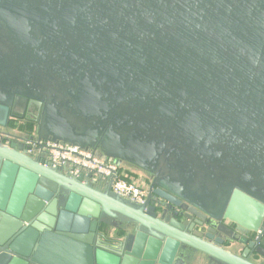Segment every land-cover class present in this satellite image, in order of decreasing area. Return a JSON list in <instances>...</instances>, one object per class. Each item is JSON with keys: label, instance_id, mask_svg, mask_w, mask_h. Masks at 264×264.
Returning a JSON list of instances; mask_svg holds the SVG:
<instances>
[{"label": "water", "instance_id": "95a60500", "mask_svg": "<svg viewBox=\"0 0 264 264\" xmlns=\"http://www.w3.org/2000/svg\"><path fill=\"white\" fill-rule=\"evenodd\" d=\"M0 264H264V0H0Z\"/></svg>", "mask_w": 264, "mask_h": 264}, {"label": "built area", "instance_id": "2783aa9c", "mask_svg": "<svg viewBox=\"0 0 264 264\" xmlns=\"http://www.w3.org/2000/svg\"><path fill=\"white\" fill-rule=\"evenodd\" d=\"M46 145L49 147L47 162L52 167L65 165L71 175H77L80 170H84L94 173L95 178L98 175L102 178L112 177V192L136 204H142L146 200L147 184L141 186L135 183L131 179L130 173L123 166L112 161H105L93 155L90 151L51 143H47ZM34 150L32 152L33 156L37 153L35 148Z\"/></svg>", "mask_w": 264, "mask_h": 264}, {"label": "flooded vegetation", "instance_id": "af4514ba", "mask_svg": "<svg viewBox=\"0 0 264 264\" xmlns=\"http://www.w3.org/2000/svg\"><path fill=\"white\" fill-rule=\"evenodd\" d=\"M34 112V111H33ZM30 117H32V116H29L28 118H27V120H11L10 122H9V132H11L12 130V133L14 134V135H17L18 134V132L15 130L16 129V127H18V126H20V132H23L24 131V133H29L28 135H32L33 133H34V124H33V122H32V119L30 118ZM22 127V128H21ZM27 130V131H26ZM31 132V133H30ZM19 135V134H18ZM21 135V134H20ZM28 135H25V134H22L21 136H22V138H24V137H28ZM24 136V137H23ZM5 136H3V138H2V140L4 141L5 140ZM17 141H19V142H21V143H24V142H26L25 140H17ZM32 143V142H31ZM30 143V144H31ZM26 150V153L29 155V156H33L32 155V152H33V150H34V148L32 147L31 149H25ZM35 151V150H34ZM124 167H126V168H130L131 170H135V169H133L132 167H130V166H128V165H124ZM226 226H228L229 228H232L233 226L232 225H230L229 223H227L226 224ZM112 235H117L115 232H113L112 233Z\"/></svg>", "mask_w": 264, "mask_h": 264}, {"label": "crops", "instance_id": "0c3cea01", "mask_svg": "<svg viewBox=\"0 0 264 264\" xmlns=\"http://www.w3.org/2000/svg\"><path fill=\"white\" fill-rule=\"evenodd\" d=\"M124 167V166H123ZM132 176L134 175L135 178L137 179V181L139 182V184L142 185H146L147 184V180L146 177L144 176L143 173L137 171V170H131L130 168H126L124 167ZM140 174V175H139ZM143 175V176H142Z\"/></svg>", "mask_w": 264, "mask_h": 264}, {"label": "trees", "instance_id": "16d2710c", "mask_svg": "<svg viewBox=\"0 0 264 264\" xmlns=\"http://www.w3.org/2000/svg\"><path fill=\"white\" fill-rule=\"evenodd\" d=\"M130 177H131V179H132L135 183L139 184V182L137 181V179L135 178L134 175L132 176V175L130 174Z\"/></svg>", "mask_w": 264, "mask_h": 264}, {"label": "rangeland", "instance_id": "374dc122", "mask_svg": "<svg viewBox=\"0 0 264 264\" xmlns=\"http://www.w3.org/2000/svg\"><path fill=\"white\" fill-rule=\"evenodd\" d=\"M31 133V132H30ZM140 175V174H139ZM143 176V175H142Z\"/></svg>", "mask_w": 264, "mask_h": 264}]
</instances>
